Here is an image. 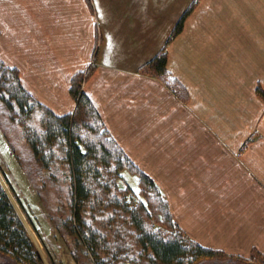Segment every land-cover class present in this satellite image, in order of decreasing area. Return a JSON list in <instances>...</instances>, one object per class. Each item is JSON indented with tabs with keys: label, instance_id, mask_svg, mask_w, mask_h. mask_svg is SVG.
<instances>
[{
	"label": "crops",
	"instance_id": "crops-1",
	"mask_svg": "<svg viewBox=\"0 0 264 264\" xmlns=\"http://www.w3.org/2000/svg\"><path fill=\"white\" fill-rule=\"evenodd\" d=\"M0 0V61L57 116L73 75L180 231L264 256V0ZM182 101L140 69L159 52Z\"/></svg>",
	"mask_w": 264,
	"mask_h": 264
},
{
	"label": "trees",
	"instance_id": "trees-1",
	"mask_svg": "<svg viewBox=\"0 0 264 264\" xmlns=\"http://www.w3.org/2000/svg\"><path fill=\"white\" fill-rule=\"evenodd\" d=\"M193 4L183 12L170 38L181 31ZM140 71L157 77L179 99L186 101V90L166 69L164 51L143 65ZM83 77L78 73L71 78L70 94L77 104L74 114L57 116L35 102L21 87L15 69L0 62V102L11 118L25 126L24 138L41 169L49 170L53 175L50 166L60 163L64 167L69 213L63 225L90 258V264L121 261L123 252L116 248L120 239L112 235L111 241L108 240L100 228L93 225L98 216H108L106 212L111 209L113 212L114 208L126 215L136 233L135 241L141 253L150 254V264H203L215 257L232 258L196 243L179 230L158 186L129 161L104 128L91 101L82 92ZM33 115L40 118V129L31 127ZM122 170L137 177L138 193L147 200L145 207L130 187H117L116 180L121 179ZM113 205L114 208L109 209ZM149 206L159 213L158 218H162L167 233L154 229L147 221L149 212L146 208ZM41 263L50 264V260L0 174V264Z\"/></svg>",
	"mask_w": 264,
	"mask_h": 264
},
{
	"label": "rangeland",
	"instance_id": "rangeland-1",
	"mask_svg": "<svg viewBox=\"0 0 264 264\" xmlns=\"http://www.w3.org/2000/svg\"><path fill=\"white\" fill-rule=\"evenodd\" d=\"M192 3H194V7L196 1L194 0ZM1 63L5 67L10 68L3 62ZM146 75L149 74L146 73ZM86 76L87 73L83 77V82ZM83 82L81 84V89ZM186 93L187 101L189 95L187 91ZM256 93L259 98L264 100L263 93L259 86L256 87ZM32 99L38 104H41L34 98ZM41 105L44 106L43 104ZM76 105L75 101L74 109ZM73 114L74 110L71 114L66 115ZM33 116L34 117L30 119L31 127L40 129V118L35 115ZM24 131L25 126L17 123L15 118H11L4 104L0 102V174L22 214L38 237L50 260V264H90V258L76 245L63 225L69 213L66 199L68 182L67 177L62 173L64 167L60 163L50 166V168L52 167L51 170L54 173L53 175H50L49 170L41 169L39 163H37L33 157L26 138H24ZM56 151L58 152L57 149ZM56 167L57 170H55ZM147 176L152 179L149 175ZM120 177V180H116L117 187L119 189H123L127 186L130 187L133 193L136 194L138 199L142 200L144 204H142L141 201L139 202L143 206L146 205L147 200L138 193L137 177L130 174L127 170H122L120 172ZM111 208H114V205L109 209ZM146 210L149 212L146 215L147 221L153 224L154 229L167 233L165 223L161 221L162 218H158L159 213L154 212L152 206H149ZM168 210L170 212L169 206ZM111 211L112 209L106 212V214H109L108 216L102 218L98 216L96 223L93 225L97 228L99 227L101 232L107 236L108 240L111 241L112 235L120 239L116 248L123 252V255L120 256L121 261L116 264H150V254H148V252L141 253V249L135 241L136 233L126 220V215L118 208H114L113 212ZM203 264H264V256L256 253L252 254L249 258L236 256H232L230 259L226 256L215 257Z\"/></svg>",
	"mask_w": 264,
	"mask_h": 264
}]
</instances>
